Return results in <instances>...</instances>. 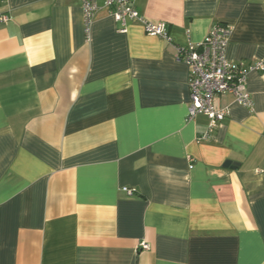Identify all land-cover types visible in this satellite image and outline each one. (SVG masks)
<instances>
[{"label":"crops","instance_id":"crops-1","mask_svg":"<svg viewBox=\"0 0 264 264\" xmlns=\"http://www.w3.org/2000/svg\"><path fill=\"white\" fill-rule=\"evenodd\" d=\"M95 1L0 0V264H264V72L200 140L175 47L264 61V0H133L172 43Z\"/></svg>","mask_w":264,"mask_h":264},{"label":"built area","instance_id":"built-area-1","mask_svg":"<svg viewBox=\"0 0 264 264\" xmlns=\"http://www.w3.org/2000/svg\"><path fill=\"white\" fill-rule=\"evenodd\" d=\"M104 6L120 25V33H127L130 24H139L147 35L172 43L167 24L147 20L134 6L133 0H104ZM98 10L99 5L95 0H82L86 33H89ZM1 20L7 21L8 17L3 16ZM232 33L231 25L219 23L211 28L201 42H190L185 47L175 46L177 58L190 68L187 121L198 117H205L209 121L206 130L198 137L200 140L212 139L215 131L229 117V108H217L216 98L230 95L238 105L251 108L253 102L248 90L249 77L254 72H264L262 60L245 64L235 63L227 58ZM123 191L133 195V191L127 188ZM143 248L148 250L149 246L145 244Z\"/></svg>","mask_w":264,"mask_h":264},{"label":"water","instance_id":"water-1","mask_svg":"<svg viewBox=\"0 0 264 264\" xmlns=\"http://www.w3.org/2000/svg\"><path fill=\"white\" fill-rule=\"evenodd\" d=\"M225 166L226 167H231V166H235V164H233L232 162H227Z\"/></svg>","mask_w":264,"mask_h":264}]
</instances>
